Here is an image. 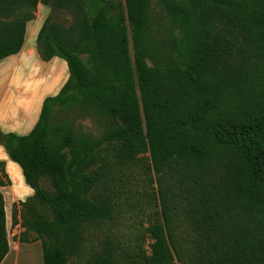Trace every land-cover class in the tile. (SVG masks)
Listing matches in <instances>:
<instances>
[{"label":"trees","instance_id":"1","mask_svg":"<svg viewBox=\"0 0 264 264\" xmlns=\"http://www.w3.org/2000/svg\"><path fill=\"white\" fill-rule=\"evenodd\" d=\"M157 2L174 61L153 48L150 0H125V11L110 0H0V61L22 51L39 4L74 20L47 17L36 40L44 61H66L67 83L28 135L0 130L34 191L13 207L11 225L24 229L20 242H41L44 264H73L86 227L113 218L109 145L119 165L149 154L158 183L162 222L147 229L142 264H264V0ZM57 108H89L120 125L76 136L71 123L52 121ZM0 173V186L11 184L4 162ZM178 213L193 235L184 257ZM9 250L0 190V264ZM88 264H118L115 247L105 243Z\"/></svg>","mask_w":264,"mask_h":264},{"label":"rangeland","instance_id":"2","mask_svg":"<svg viewBox=\"0 0 264 264\" xmlns=\"http://www.w3.org/2000/svg\"><path fill=\"white\" fill-rule=\"evenodd\" d=\"M110 1L119 9L125 11V0ZM150 1L152 22L149 34L153 48L164 61H174L175 57L169 42V33L171 31L169 18L159 6L157 0ZM47 7L50 9L49 16H51L53 22L60 23L66 27H69L74 22L73 16L67 11L55 10L50 6ZM37 13L38 10L35 13V18ZM52 121L55 124L71 123L76 136L87 135L93 139L102 137L106 132L120 125L118 120L102 116L89 108H74L70 110L57 108ZM106 146L107 144H105ZM107 147L109 152H111L107 158L111 163L110 171L107 173V181L113 189L112 197L115 203L113 218L105 223L86 227L87 241L85 248L79 257L72 260V263L88 264L94 254L100 251L105 243H111L116 249L118 264H142L138 255L143 252L150 254V245L153 243V239L147 229L155 223L162 222L158 183L151 168V159L149 154L139 155L136 160L119 165L115 163L120 161L116 157L118 146L109 145ZM0 175L2 176L1 173ZM1 181L7 183V179L3 176ZM12 187H17L18 189L20 185H12L11 182L6 187L0 186V190L4 191L6 196L9 197ZM42 188L52 191L51 184L46 179L42 182ZM22 199L26 201L28 198L23 197ZM20 202L14 200L6 205L7 217L10 220L8 237L16 242L19 241L24 229L20 226L12 227L11 217L14 206L21 209ZM176 220L174 226L175 239L182 245L181 250L184 257L192 242L193 235L180 213H178ZM36 237L35 233H29L26 236L30 240ZM35 244H39V246L30 244V252L37 255L35 262L32 263L27 259V251L23 249L20 251L19 264H38V262L44 264L41 242L38 241ZM175 264H180L177 258L175 259Z\"/></svg>","mask_w":264,"mask_h":264},{"label":"crops","instance_id":"3","mask_svg":"<svg viewBox=\"0 0 264 264\" xmlns=\"http://www.w3.org/2000/svg\"><path fill=\"white\" fill-rule=\"evenodd\" d=\"M37 10V17L27 25L22 51L0 61V130L3 133L28 135L40 118L45 99L58 95L69 79V69L65 60L54 57L44 61L38 51L37 36L50 14V9L39 4ZM0 162L5 163L6 173L12 185H20L18 189L17 187L10 189L12 192L9 197L2 191L6 197V205L14 200L24 202L23 197L26 199L32 197L34 191L26 184L21 168L9 159L2 146ZM9 224L10 220L7 217L8 229ZM30 244L39 246L35 242L22 243L9 239L10 250L2 264H19L20 251L23 249L27 251V259L34 263L37 255L30 252Z\"/></svg>","mask_w":264,"mask_h":264}]
</instances>
